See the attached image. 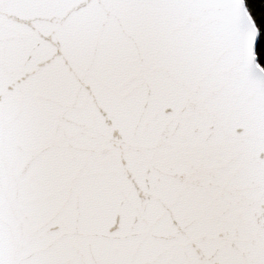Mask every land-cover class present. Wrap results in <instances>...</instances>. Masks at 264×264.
Returning <instances> with one entry per match:
<instances>
[{"label":"snow or ice","instance_id":"snow-or-ice-1","mask_svg":"<svg viewBox=\"0 0 264 264\" xmlns=\"http://www.w3.org/2000/svg\"><path fill=\"white\" fill-rule=\"evenodd\" d=\"M0 264H264V0H0Z\"/></svg>","mask_w":264,"mask_h":264},{"label":"trees","instance_id":"trees-1","mask_svg":"<svg viewBox=\"0 0 264 264\" xmlns=\"http://www.w3.org/2000/svg\"><path fill=\"white\" fill-rule=\"evenodd\" d=\"M256 2H259V0H256Z\"/></svg>","mask_w":264,"mask_h":264}]
</instances>
